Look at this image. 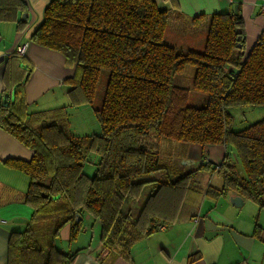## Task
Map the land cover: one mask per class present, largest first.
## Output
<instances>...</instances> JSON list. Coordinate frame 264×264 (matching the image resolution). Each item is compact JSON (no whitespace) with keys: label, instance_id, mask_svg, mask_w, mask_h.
<instances>
[{"label":"trees","instance_id":"16d2710c","mask_svg":"<svg viewBox=\"0 0 264 264\" xmlns=\"http://www.w3.org/2000/svg\"><path fill=\"white\" fill-rule=\"evenodd\" d=\"M27 6L25 0H0V22L25 29L21 16ZM169 18L153 0H51L46 5L30 42L60 54L72 68L64 80L70 106H92L101 71L108 72L101 105L91 107L99 132L90 135L71 132L65 107L28 113L29 65L24 55H9L13 68L21 66L22 77L11 99L0 104V129L32 157L4 164L27 177L23 202L33 213L24 230L10 233L6 264H72L78 251L62 253L54 240L68 226L74 242L83 230L82 221H76L82 215L96 223L101 253L127 256L135 242L159 226L193 217L203 194L200 184L215 172L222 189L208 187L206 194L216 198L231 192L264 209V119L236 131L229 112L264 107V28L244 54L239 13L213 14L204 24L203 49L182 50L164 40ZM200 20L192 24L200 26ZM188 66L193 68L190 86H177L176 78ZM191 91L205 94L198 106L188 104ZM165 142L224 146L228 153L219 165L203 155L196 170L171 175L159 165ZM231 151L243 174L229 159ZM90 167L92 174L84 170ZM145 186L150 192L134 214L130 202Z\"/></svg>","mask_w":264,"mask_h":264},{"label":"crops","instance_id":"0c3cea01","mask_svg":"<svg viewBox=\"0 0 264 264\" xmlns=\"http://www.w3.org/2000/svg\"><path fill=\"white\" fill-rule=\"evenodd\" d=\"M25 1L28 4L24 13L27 16L25 29L18 30L15 22H0V104L11 99L14 84L22 77L21 66L13 68L8 60L9 55L15 52L16 47L26 44L23 57L29 65L24 86L27 112L65 107L69 128L74 135L98 133L99 126L96 121V124L92 122L87 105L71 107L69 104L64 80L72 75V68L65 66L60 54L30 42L32 34L42 22L43 10L51 0ZM153 1L158 8L169 11L164 40L177 49L201 51L205 39L204 24L213 14L239 13L245 34L244 54L251 50L264 28L260 0ZM234 6L237 7L235 12ZM199 17L203 34L202 31H186L189 26L198 28L192 21ZM13 72L16 73L15 78L12 77ZM182 83L180 76L176 78L177 86L182 87ZM197 98L196 105L205 97L197 95ZM91 112L93 114V110ZM87 120L90 128L84 123ZM184 148L188 152L185 158L188 160L181 164L185 167L193 166L195 163L190 159L194 160L197 155H204L203 160L219 165L228 150L224 146L189 145ZM232 154L230 152L229 159L236 166L234 161L237 159ZM31 157L30 150L0 129V264L7 261L10 233L24 230L33 213L23 202L28 187L27 177L8 168L4 162L8 159L28 162ZM215 176L217 179L213 181ZM200 186L203 194L193 217L175 221L169 226H159L156 233L135 242L127 256H119L115 252L101 253L99 229L86 215L80 217L83 230L74 242H69V227L66 226L60 230L54 244L65 254L78 251L72 264H264V209L231 192L217 195L216 198L213 194H206L208 187L216 191L222 189L223 181L216 172L205 177ZM235 196L241 198L239 207L230 200ZM89 229L92 234L88 233Z\"/></svg>","mask_w":264,"mask_h":264},{"label":"rangeland","instance_id":"374dc122","mask_svg":"<svg viewBox=\"0 0 264 264\" xmlns=\"http://www.w3.org/2000/svg\"><path fill=\"white\" fill-rule=\"evenodd\" d=\"M169 29V28H168ZM187 30H191L192 31H202L203 34V29L201 26H198V28H194V27H190L186 29ZM205 30V29H204ZM192 72H193V68L188 66L186 67V69L184 70V72L179 75L181 79H183V83L182 86L183 87H189L191 84V77H192ZM107 74L108 72L106 70H102L100 77H99V81L97 84V89H96V93H95V98H94V102H93V108H98L101 105V101H102V97H103V89L104 86L106 84V80H107ZM197 95H205V94H201L198 92H190L189 95V100H188V104L190 106H198L196 105L198 102V98ZM90 105H87V109H88V114L90 113L91 116V120L93 123L96 124V120L94 115L92 114V110L90 107H92ZM90 111V112H89ZM231 116H232V129L236 130V131H240L256 122H259L261 120L264 119V107H246V108H231L229 110ZM92 114V115H91ZM94 117V118H93ZM84 123H86V127L90 128L89 122L88 120L85 121ZM93 127V124H92ZM189 145H185V144H181V143H177V142H165V143H161V151H160V160H159V165L161 167H164L168 173H170L171 175H176L177 171L182 170V172H188L190 170H196L199 166H200V155H197L195 157L194 160L190 161H194L193 163H195L193 166L190 167H185L182 166V161L184 160H188L185 159L186 156H188V152L186 151V148ZM232 154V151H231ZM233 157V154H232ZM237 159V158H236ZM236 163V169L238 172L242 173V169L240 168L241 164L239 163V161H234ZM240 165V166H239ZM87 172L92 174L93 172V168H86ZM161 173H163V171H161ZM161 176L160 173H156V177ZM217 179V177H214V180ZM147 188L143 189V193L141 195V197L134 202H130V207L131 210L134 214H136V212H138V210L140 209L141 205H142V201H144L145 197L149 194L150 192V188L149 186H145ZM250 203V202H248ZM248 205V204H247ZM245 210V208H244ZM89 234H92L91 229L88 230ZM92 237V236H91Z\"/></svg>","mask_w":264,"mask_h":264},{"label":"built area","instance_id":"2783aa9c","mask_svg":"<svg viewBox=\"0 0 264 264\" xmlns=\"http://www.w3.org/2000/svg\"><path fill=\"white\" fill-rule=\"evenodd\" d=\"M228 1L230 2L231 0H228ZM260 8H261V12L264 14V0H260ZM26 48H27L26 44L20 45L16 47L15 53L23 56L26 51Z\"/></svg>","mask_w":264,"mask_h":264},{"label":"water","instance_id":"95a60500","mask_svg":"<svg viewBox=\"0 0 264 264\" xmlns=\"http://www.w3.org/2000/svg\"><path fill=\"white\" fill-rule=\"evenodd\" d=\"M236 6H234V12L236 11ZM26 15L25 14H23L22 16H21V20L23 21V20H26ZM27 79V76H26V78H25V80ZM187 164V163H186ZM231 200V202L236 206V207H239L240 205H241V203H242V201H241V198L240 197H237V196H235V197H233V198H231L230 199ZM77 216H78V214H77ZM81 220V218L80 217H77V220L76 221H80Z\"/></svg>","mask_w":264,"mask_h":264}]
</instances>
